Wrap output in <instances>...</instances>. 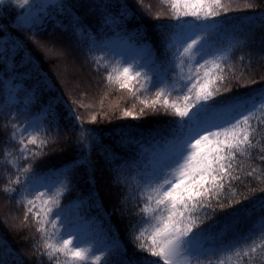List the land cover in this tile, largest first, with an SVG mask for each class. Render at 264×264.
Listing matches in <instances>:
<instances>
[{
    "label": "trees",
    "instance_id": "trees-1",
    "mask_svg": "<svg viewBox=\"0 0 264 264\" xmlns=\"http://www.w3.org/2000/svg\"><path fill=\"white\" fill-rule=\"evenodd\" d=\"M222 2L230 5V10L213 18L217 25L212 36L213 52L204 57H227L219 61L224 69L219 74L229 77L231 91L218 96L217 100L264 90V0ZM38 3L37 0L25 9L10 0L0 5V26L4 29L0 37L23 45L15 53L9 50L6 56L0 57V257L6 264H49L45 256L39 255L43 251L42 246L38 247L42 241L32 215L29 214L27 222L24 219L25 200L34 199L37 192L46 189H29L21 175V184L11 185L13 192L3 191L9 179L18 175L16 168L5 161L19 157L21 130L35 122L34 128L23 133L25 143L29 133L38 134V139L47 138L49 143L43 155L33 159L30 153L26 154L28 159L19 158L16 167L31 164L37 174L46 177L43 182L50 187L48 196L60 187L57 181H63L65 190L60 196L63 217L77 210L83 214L81 223L91 219V228L99 227L103 232L98 246L111 245L113 240L119 245L108 258L111 264H120L124 248L129 256L140 255L132 243L133 235L142 226L138 215L143 203L138 199V184L142 183L139 174L147 170L155 156L166 150L179 117L159 107L157 111L146 108L138 119L123 117L125 110L139 114L144 105L118 83H109L106 80L109 69L100 65L105 61L113 64L106 46L114 39L135 47L149 46L148 57L152 62L140 71L148 73L153 85L147 93L139 90L136 95L140 100L154 99L155 92L165 86L155 83L157 78H163L171 89L180 71L174 60L175 49L167 46L168 26L176 21L170 18L169 8L162 0ZM125 4L130 11L122 15L121 6ZM28 8L38 17L37 22L21 27L17 21ZM157 13L160 19L153 18ZM184 71L188 72L187 64ZM233 76H238L239 80L232 79ZM140 81L143 82V77ZM131 84L139 89L135 81ZM177 95L180 93L173 91L171 98ZM80 100L86 106L85 111L79 105ZM73 112L84 121L83 126L71 114ZM92 116H96V121L90 123ZM13 124L17 125L15 140L11 138ZM261 133L264 135V129ZM82 135L87 136L83 142L79 139ZM29 147L37 150L34 145L29 144ZM6 153L11 155L6 156ZM259 154L254 151L253 159L241 158V161L246 172L255 167L256 175L264 178L261 172L264 163L255 159ZM76 159L81 160L80 165L68 175H61L65 166ZM241 179L242 182H234L233 187L249 195V199L235 206L239 212L217 211L206 221L215 225L208 246L228 244L264 217L261 209L264 191H260L264 183L256 176L242 175ZM252 189L255 191L251 192ZM213 203L215 206V201ZM253 264H264L259 252Z\"/></svg>",
    "mask_w": 264,
    "mask_h": 264
},
{
    "label": "snow or ice",
    "instance_id": "snow-or-ice-1",
    "mask_svg": "<svg viewBox=\"0 0 264 264\" xmlns=\"http://www.w3.org/2000/svg\"><path fill=\"white\" fill-rule=\"evenodd\" d=\"M10 2L25 9L33 0ZM162 2L168 6L170 18L176 21L168 26L170 34L167 37V46L175 49L174 60L180 69L173 87L169 89L166 81L158 77L155 83L165 86L155 92L154 99L140 100L136 92L143 90L147 93L149 86L153 85L148 73L136 71L135 63L127 61L116 60L112 65L105 61L100 65L109 69L106 75L109 83H118L121 89H127L144 105L139 114L125 110L123 117L138 119L146 108L157 111L158 107L179 117L166 150L155 156L147 170L139 174L142 183L138 184V199L143 203L138 215L142 226L133 235L132 243L140 255L129 256L124 248L120 264H253L258 252L264 257V217L247 232L223 246H208L213 239L215 225L206 224V221L211 220L217 211H240L235 206L248 200L249 195L239 192L233 183L242 182V175L256 176L264 183V178L256 175L258 170L255 167L246 172L241 161V158L253 159L255 151L260 153L255 159L264 163V135L261 133L264 129V90L216 99L231 91L229 77L219 74L224 71L219 61L227 57H204L213 52L212 36L217 27L213 18L229 11L230 5L222 0ZM4 3L5 0H0V5ZM121 7L124 9L122 15L130 11L127 4ZM153 18L160 19L161 16L157 13ZM37 19L28 8L17 23L21 27H30ZM3 30V26H0V31ZM22 48L21 42L0 37V57L6 56L9 50L15 53ZM28 60L31 62L30 56ZM199 60H203V63ZM186 64L187 73L184 71ZM147 66L146 63L141 65ZM141 77L143 82L140 81ZM232 79L239 80V77L233 76ZM132 81L139 84V89L132 87ZM173 91L180 95L171 98ZM52 106L49 105L50 108ZM71 114L83 126L84 121L74 112ZM95 121L96 116H92L90 123ZM11 127V138L15 140L17 125ZM34 127L35 122H30L21 130L19 157L5 161L16 168L18 175L15 179H9L3 191L13 192L15 189L11 185L21 184V175L25 177L23 183L26 185L46 189L37 192L34 199L25 200L24 219L27 222L29 214L32 215L42 241V245H38L43 249L39 255L45 256L49 264H111L108 257L114 249L119 248L115 240L111 245L100 247L94 241L83 239L71 222L63 217L60 206V196L65 190L63 181L58 180L60 187L52 196H48L50 187L43 182L46 177L37 174L31 164L24 168L16 167L19 158L28 159L26 154L30 153L33 159L43 155L49 143L47 138L38 139V134L32 133H29L28 142L25 143L23 133ZM79 139L83 142L87 136L82 135ZM29 144L37 150L33 151ZM80 163V159L73 160L65 166L61 175H68ZM261 172L264 174V170ZM250 191L254 192L255 189ZM260 191H264V188ZM261 209L264 210V203H261ZM243 211L247 212V209ZM0 264H6L2 257Z\"/></svg>",
    "mask_w": 264,
    "mask_h": 264
},
{
    "label": "rangeland",
    "instance_id": "rangeland-1",
    "mask_svg": "<svg viewBox=\"0 0 264 264\" xmlns=\"http://www.w3.org/2000/svg\"><path fill=\"white\" fill-rule=\"evenodd\" d=\"M36 1L37 0H33L32 4H34ZM53 1L55 0H38V4L40 5ZM148 50L149 46L135 47L133 44L127 43L125 41H119L118 39H114L113 41L109 42L106 46L107 55L113 64L116 60H121L122 62L127 61L128 63H135L136 71H140L142 68H144L141 67V65H144L145 63L149 65L152 62V58L148 57ZM109 104H112V101L108 103V105ZM79 105H83V110L85 111L86 106L84 105L82 100L79 101ZM29 189L36 190L37 188L29 186ZM82 217L83 214L80 213V211L76 210L72 215L68 216L66 219L71 222L73 228H75L80 233L83 239L88 241H94L97 244L98 239L103 235L101 228L95 227V229L93 230L91 228V219H86L85 222L81 223L84 220L82 219Z\"/></svg>",
    "mask_w": 264,
    "mask_h": 264
}]
</instances>
